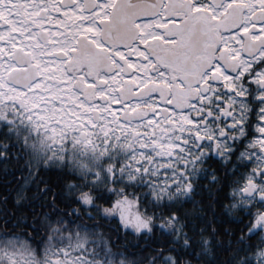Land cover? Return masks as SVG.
Listing matches in <instances>:
<instances>
[{"label": "snow or ice", "instance_id": "obj_1", "mask_svg": "<svg viewBox=\"0 0 264 264\" xmlns=\"http://www.w3.org/2000/svg\"><path fill=\"white\" fill-rule=\"evenodd\" d=\"M0 264H264V0H0Z\"/></svg>", "mask_w": 264, "mask_h": 264}]
</instances>
